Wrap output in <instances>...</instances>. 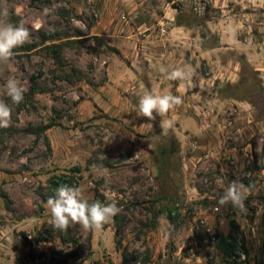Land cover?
<instances>
[{"label":"rangeland","instance_id":"obj_1","mask_svg":"<svg viewBox=\"0 0 264 264\" xmlns=\"http://www.w3.org/2000/svg\"><path fill=\"white\" fill-rule=\"evenodd\" d=\"M5 23L30 40L0 62V102L12 109L0 127V264H124V251L129 264H264V0H0ZM147 40L179 48L227 100L200 133L192 107L137 116L140 97L157 95ZM10 78L24 90L18 105ZM197 91L181 104L215 96ZM211 142L218 157L204 154ZM234 181L248 188L243 210L218 204ZM62 184L115 202L117 219L73 226L68 245L40 241ZM233 221L240 233L226 246Z\"/></svg>","mask_w":264,"mask_h":264},{"label":"clouds","instance_id":"obj_2","mask_svg":"<svg viewBox=\"0 0 264 264\" xmlns=\"http://www.w3.org/2000/svg\"><path fill=\"white\" fill-rule=\"evenodd\" d=\"M30 40V32L26 27L16 26L11 23L0 25V62L9 61L14 55V49L24 45ZM162 72L165 69H161ZM192 73L184 69H175L167 74L170 80L191 82ZM194 86V85H193ZM7 95L13 104H20L24 100V90L15 78H10L6 84ZM178 96L170 93L165 95L146 94L140 97L137 116L155 121L157 116L164 117L170 110L181 104ZM12 109L8 104L0 102V127H7L11 123ZM170 123V122H169ZM248 188L242 183L232 182L225 189L224 195L218 201L220 206L231 204L234 208L243 210L244 200ZM47 204L50 209V223L54 230L61 232L80 225L85 230H99L112 222L119 213L115 202L102 204L99 201L89 203L83 198L79 187L60 185L54 196L49 197Z\"/></svg>","mask_w":264,"mask_h":264},{"label":"crops","instance_id":"obj_3","mask_svg":"<svg viewBox=\"0 0 264 264\" xmlns=\"http://www.w3.org/2000/svg\"><path fill=\"white\" fill-rule=\"evenodd\" d=\"M155 38V37H154ZM164 40V39H162ZM149 40L146 42H143L144 46H142L141 52L143 57H146V60H149L152 63H155L156 61V67L157 68V75L156 77L151 81L154 84L155 93L157 95H165L167 90H170L171 87L174 88V95L180 97L181 99L184 98L187 95L188 91H194L197 89L199 93H202L204 97H206V92H211L214 94V97H211L209 99H205L202 102L199 101H189V103L179 104L177 112L185 113L189 112L188 108L192 107L193 112L195 113L194 109L198 110V115L204 114L205 117H198L200 118V126H196L194 129L197 130V133H200L202 128L207 127L210 125V113L223 111L224 107H226L225 103L227 102L226 99H223L220 97L218 92L212 91L208 86L209 82L213 81L212 79L208 80L205 77H201V75L194 76L191 75L189 81H180L177 79V83L172 85V83H168L169 79L167 78L166 74L168 73L169 68L175 69H184L185 71H189V66L185 67L186 64H184L185 58L183 57V51H181L179 48H173L172 46H166V44H163L166 48H161L160 43L156 44L155 46L148 45ZM190 49V47H189ZM139 50V49H138ZM137 55H140L137 51L132 53V57L136 58ZM169 67V68H168ZM165 69L164 72L161 71V69ZM191 72V71H190ZM111 73V70H110ZM192 73V72H191ZM194 85V86H193ZM193 97L197 98L198 95L194 92L192 95ZM191 98L189 97V100ZM196 116V114H195ZM217 126L221 127L222 122L219 121L216 123ZM215 128V126H213ZM216 146V143L211 142L208 150L204 153L206 154V157L214 156L218 157L222 152L218 151V147Z\"/></svg>","mask_w":264,"mask_h":264},{"label":"trees","instance_id":"obj_4","mask_svg":"<svg viewBox=\"0 0 264 264\" xmlns=\"http://www.w3.org/2000/svg\"><path fill=\"white\" fill-rule=\"evenodd\" d=\"M58 48H59V46L53 45V46H49L47 49L52 51V50H56ZM116 53H119V52H116ZM35 89H36V86L34 85L32 87L31 93H35ZM50 127L48 126L47 128H43L42 131L45 133L48 129H50ZM49 184H50V187H52V188L56 187V183H55L54 179L50 180ZM96 201L97 200H95L94 202H96ZM116 219H117V216L115 217V220ZM237 233H240V227L235 221H233L231 223L230 235L228 237H226L223 234L221 235V239H222L224 245L230 246L231 241H236V240H234V235ZM72 235H73L72 227L69 228L67 231L61 232L59 230H54L52 228V225H48V224H46L43 227V229L39 232L40 241H42L44 243H50V244H55L56 241L59 240L62 242V244L68 245L69 243H71ZM118 247L121 248V245H118ZM57 253L58 252L57 251L55 252V250H54L53 256L56 257V255H58ZM91 253H92V250H91V246H90L89 247V255H91ZM66 256L68 258H70L73 263H77L79 261H82L78 252L73 253V254H68ZM129 262H130V258L127 254V251H124L123 252V263L129 264Z\"/></svg>","mask_w":264,"mask_h":264},{"label":"built area","instance_id":"obj_5","mask_svg":"<svg viewBox=\"0 0 264 264\" xmlns=\"http://www.w3.org/2000/svg\"><path fill=\"white\" fill-rule=\"evenodd\" d=\"M122 21H126L127 20V17L126 16H122ZM160 35H162V36H165L166 34H167V30L165 29V28H161L160 29ZM194 111H195V114L198 116V117H205V115L204 114H201V115H198V110L197 109H194Z\"/></svg>","mask_w":264,"mask_h":264}]
</instances>
